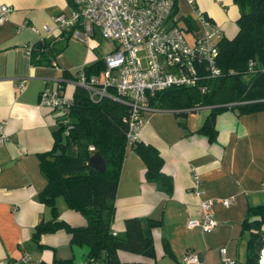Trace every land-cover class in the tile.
I'll list each match as a JSON object with an SVG mask.
<instances>
[{"label":"crops","instance_id":"obj_1","mask_svg":"<svg viewBox=\"0 0 264 264\" xmlns=\"http://www.w3.org/2000/svg\"><path fill=\"white\" fill-rule=\"evenodd\" d=\"M191 1L175 0L169 19L183 27L189 38L190 31L198 28L194 7L218 24L224 36L235 32L237 7L232 0ZM2 3L9 11L0 22V119L6 136L0 143V260L21 264L26 253L27 264H62L64 259H68L65 264H85V248L69 243V235L62 229L41 233V247L30 239L33 225L50 216L36 194L45 183L36 154L51 146V131L56 127L54 111L38 103V93L54 82L62 83L63 89L67 83L72 88L63 70L72 73L78 68L76 60L59 64L53 49L56 40L65 41L69 34L54 26L52 17L68 15L69 2L0 0ZM42 23L51 26L45 35L40 30ZM42 35V52H27L26 47ZM18 80H22L21 89L15 85ZM203 107L206 111L199 114L196 110ZM198 109L151 106L142 111L144 121L137 140L157 149L162 158L160 170L170 185L164 191L145 179L143 161L132 147L125 149L111 229L120 231L123 218L131 215H150L160 221L151 229L153 257L119 249L118 262L110 264H225L224 257L232 259V264H243L249 231L241 227L242 218L247 207L264 204L260 189L264 183V109L217 111L213 116L215 135L210 140L195 130L208 106ZM191 167L199 177V194L192 191ZM204 197L213 200L208 211L215 224L209 229L185 227L187 217L198 215L197 203ZM223 198H228L225 204L221 203ZM56 207L69 223L82 222V217L64 203ZM260 227L264 232V225ZM184 253L195 254L197 260L182 261Z\"/></svg>","mask_w":264,"mask_h":264},{"label":"trees","instance_id":"obj_2","mask_svg":"<svg viewBox=\"0 0 264 264\" xmlns=\"http://www.w3.org/2000/svg\"><path fill=\"white\" fill-rule=\"evenodd\" d=\"M232 1L237 7L235 32L229 37L221 32L216 42L215 61L221 73L206 80L204 91L194 86H169L155 91L149 98V104L159 108L208 106V112L195 129L208 140L215 135L213 116L217 111L230 108L242 113L264 109V0ZM44 42V38L39 37L29 44L28 51L42 52ZM82 66L84 73L89 74L97 73L104 64L96 57ZM73 73L63 70V76L68 79H72ZM57 85L63 88L62 83ZM107 91L111 93L109 88ZM69 95L68 120L51 131V146L36 154L38 169L45 179L36 194L50 216L33 225L30 239L41 247V233L62 229L68 233L69 243L85 248L86 261L91 258L96 264L117 263L119 249L153 257L151 229L159 223L158 217L126 216L118 232L111 229V221L116 181L125 149L132 147L141 158L145 179L168 191L169 179L160 170L162 158L149 142L136 138L126 145V103L107 95L91 99L83 87L75 84ZM54 151L57 153L52 155ZM95 151L104 161L102 170L88 163V156ZM56 196H61L65 208L76 211L82 222L71 224L60 217ZM262 225L264 204L247 207L241 221V227L249 231L243 264H261L257 259L264 237ZM162 244L167 249L166 242ZM66 260L60 262L65 264Z\"/></svg>","mask_w":264,"mask_h":264},{"label":"built area","instance_id":"obj_3","mask_svg":"<svg viewBox=\"0 0 264 264\" xmlns=\"http://www.w3.org/2000/svg\"><path fill=\"white\" fill-rule=\"evenodd\" d=\"M192 2L191 0H188ZM68 15L58 13L52 17L54 26L60 31L87 41L97 29L102 37L111 39L114 44L100 58L104 67L97 73L85 74L83 64L73 73L71 83L83 87L89 98L110 96L128 106L126 113L125 142L129 146L137 138L139 126L144 121L142 111L151 107L150 96L169 86H194L199 91L206 89V80L221 73L216 65L217 45L221 29L209 17L194 6L197 29L190 31V40L185 37L186 30L169 21L175 0H68ZM9 7L0 4V22L5 19ZM199 29V32H196ZM40 30L45 35L51 31L48 23H42ZM44 35L40 37H44ZM29 45L26 47L28 52ZM251 60L248 61L250 68ZM22 88V80L15 82ZM111 90V93L107 89ZM70 95L57 85H44L38 93V103L54 111L56 125L68 120ZM4 121L0 119V143L5 139ZM88 148H92L88 145ZM192 191L201 192L199 177L191 167ZM260 189L264 191V183ZM225 204L228 198L220 199ZM212 198H200L197 205L199 213L187 217V228L198 226L209 229L215 219L208 211ZM258 250V262L264 264V237ZM223 248H220L222 251ZM22 262L30 263L27 255ZM181 260L196 261L193 253H184ZM225 264L233 260L223 258ZM0 264L5 261L0 260ZM85 264H96L89 258Z\"/></svg>","mask_w":264,"mask_h":264},{"label":"rangeland","instance_id":"obj_4","mask_svg":"<svg viewBox=\"0 0 264 264\" xmlns=\"http://www.w3.org/2000/svg\"><path fill=\"white\" fill-rule=\"evenodd\" d=\"M196 32H199V29ZM68 37L65 41L63 39H59L54 42V54L56 59L59 61V64L69 63L76 60V66L79 67L80 63H82L81 61L83 60L89 61L95 59L96 57L103 56L114 44L111 39L102 37L97 29H94L93 35L90 36L87 41L80 40L72 34ZM185 37L187 40H190L189 33H185ZM73 70L74 67H72V71ZM52 85L54 86L55 82ZM70 88L71 85L69 83L65 84L64 92L70 93ZM198 108L199 107H196V109ZM196 111L199 114H203L206 110L205 107H203ZM60 203L63 204L64 201L61 196H57L55 205L58 206Z\"/></svg>","mask_w":264,"mask_h":264},{"label":"water","instance_id":"obj_5","mask_svg":"<svg viewBox=\"0 0 264 264\" xmlns=\"http://www.w3.org/2000/svg\"><path fill=\"white\" fill-rule=\"evenodd\" d=\"M57 151H54L52 153V155L56 154ZM51 155V156H52ZM48 156L49 159H51L52 157ZM88 163L89 165L97 170H102L103 166H104V161L102 159V157L100 156V154L98 152H92L89 156H88Z\"/></svg>","mask_w":264,"mask_h":264}]
</instances>
